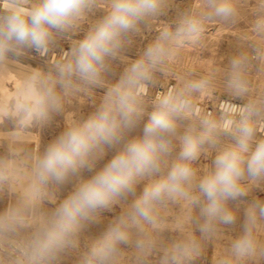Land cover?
Masks as SVG:
<instances>
[{
    "label": "clouds",
    "instance_id": "9594fccd",
    "mask_svg": "<svg viewBox=\"0 0 264 264\" xmlns=\"http://www.w3.org/2000/svg\"><path fill=\"white\" fill-rule=\"evenodd\" d=\"M245 13L254 19L241 47L251 52L207 72L176 70L211 26L230 28ZM153 32L137 58L124 55ZM37 59L43 67L26 63ZM116 61L125 66L109 82ZM0 78L13 85L0 87V123L14 125L0 189L15 192L24 181L0 212V264L73 255V264H206L208 244L229 232L212 264H264V0H195L183 9L175 0H0ZM95 89L104 90L100 103L42 152L18 146L69 98ZM145 118L142 134L130 136ZM110 148L111 159L43 210L45 200L56 204L50 187L93 172ZM115 205L121 213L82 246L86 222Z\"/></svg>",
    "mask_w": 264,
    "mask_h": 264
},
{
    "label": "rangeland",
    "instance_id": "374dc122",
    "mask_svg": "<svg viewBox=\"0 0 264 264\" xmlns=\"http://www.w3.org/2000/svg\"><path fill=\"white\" fill-rule=\"evenodd\" d=\"M254 3V0H251ZM175 3L178 4L181 9L190 7L195 3V0H175ZM103 15V11L99 10L96 12L95 17L92 19H99ZM174 16V12L169 13L167 19H171ZM246 18L241 20L236 25L225 29L222 25L211 26L208 31L205 33V39L203 42V48L196 51H190L183 53L180 57L179 63L175 66L177 71L186 70L188 67L195 68L200 72H207L215 68H223L228 64L229 59L237 54L239 51L247 50L251 52L250 48L241 47V36L245 33L250 27L251 21L254 17L250 13H245ZM89 24L83 26V30L76 34V39H82L85 35ZM155 33L148 34L147 39H141L140 37H135L133 43L128 45L125 49L124 55L129 59L137 58L143 48L147 43L153 39ZM149 40V41H148ZM240 45V46H239ZM67 48V45H65ZM222 57V58H221ZM26 60V63L33 64V66L43 67L42 62L37 59L36 61ZM211 61V64L205 63ZM124 64L119 63L118 61L113 62V74H110L106 77L109 82H115L118 79L119 74L123 71ZM173 83L175 81H172ZM0 87L12 89L13 85L10 81L0 78ZM104 94L103 89H95L93 96H85L80 94L77 97L69 98L70 103L65 104V110L62 113L55 114L52 118L50 124L43 127H33L28 131V135L22 144L18 145L22 147L25 152H32L35 150L43 151L44 148L57 136H59L67 126V123L70 119H80L86 117L89 113L94 110V106L98 105ZM227 98L222 97V99ZM236 103H242L237 100ZM209 110H211V103L207 104ZM146 119L142 121L131 133L130 136L141 135L144 123ZM14 130V125L11 121L5 120L3 123H0V156H6L9 149V134ZM116 149L110 148L106 150L105 155L96 162V167L93 169V172L84 170L80 177H69L68 181L63 185L56 187H50L49 192L56 199V204L50 203L48 200L44 201L43 210L50 211L57 204H59L63 199H65L75 188L76 184L80 179H88L94 173L102 167L111 157L115 154ZM23 154V153H22ZM201 163H210V160H202ZM23 179L21 183L16 185V191H10L8 187L0 189V212L6 209L9 205L15 204L19 191L23 184ZM261 198H264V193H257ZM131 199V198H130ZM123 209L119 205L113 206L111 211L102 210L100 212V221L99 223H87L81 233L82 246L83 242L92 238L99 236L107 227L108 223L118 216ZM179 214L178 208H173L171 213L168 215V220L171 223L174 218ZM244 220L243 211L239 214L237 218L236 225L234 226L236 231H239ZM199 235V233H196ZM234 232L226 233L224 237L216 242L215 245L209 243L207 246V261L206 264H212V258L215 254V251L218 248H222L227 243V236L232 235ZM77 257L75 255L70 257H65L61 260V264H73ZM199 264V262H197Z\"/></svg>",
    "mask_w": 264,
    "mask_h": 264
},
{
    "label": "bare ground",
    "instance_id": "6f19581e",
    "mask_svg": "<svg viewBox=\"0 0 264 264\" xmlns=\"http://www.w3.org/2000/svg\"><path fill=\"white\" fill-rule=\"evenodd\" d=\"M149 41V40H148ZM240 46V45H239ZM222 58V57H221ZM30 62V61H29Z\"/></svg>",
    "mask_w": 264,
    "mask_h": 264
}]
</instances>
